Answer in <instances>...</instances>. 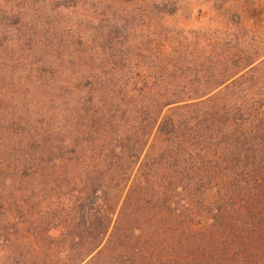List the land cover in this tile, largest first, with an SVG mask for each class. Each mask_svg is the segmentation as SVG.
I'll use <instances>...</instances> for the list:
<instances>
[{
	"label": "trees",
	"instance_id": "trees-1",
	"mask_svg": "<svg viewBox=\"0 0 264 264\" xmlns=\"http://www.w3.org/2000/svg\"><path fill=\"white\" fill-rule=\"evenodd\" d=\"M204 1L0 0V264H264V18Z\"/></svg>",
	"mask_w": 264,
	"mask_h": 264
},
{
	"label": "rangeland",
	"instance_id": "rangeland-1",
	"mask_svg": "<svg viewBox=\"0 0 264 264\" xmlns=\"http://www.w3.org/2000/svg\"><path fill=\"white\" fill-rule=\"evenodd\" d=\"M236 2H240L242 6L250 7V4H254L257 6L259 11L262 13L264 18V0H235ZM191 5V6H190ZM189 14L185 17L188 18V21H183L184 25H187L189 28H199L202 26H208L209 20L211 19V5L206 4L204 0H194V2L190 3ZM187 6V3L185 4ZM184 17V18H185ZM185 18V19H186Z\"/></svg>",
	"mask_w": 264,
	"mask_h": 264
}]
</instances>
